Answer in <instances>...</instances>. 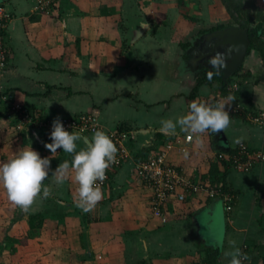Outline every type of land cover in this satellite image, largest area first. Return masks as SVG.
Segmentation results:
<instances>
[{
    "label": "crops",
    "instance_id": "obj_1",
    "mask_svg": "<svg viewBox=\"0 0 264 264\" xmlns=\"http://www.w3.org/2000/svg\"><path fill=\"white\" fill-rule=\"evenodd\" d=\"M119 1L121 4L117 7ZM127 1L130 0H59L54 13L45 16L32 11L34 0H0L4 6L8 5L7 10L12 14L5 29L8 64L0 72V162L27 147H32L42 157L51 158L49 177L43 181V186L49 187L51 194L46 199L38 197L31 210L37 207L47 209L50 205L64 202L72 206L78 184L74 181V172L65 183H55L52 172L59 163L71 161L72 154L62 149L51 154L44 147L45 142H51L48 133L42 130L44 128L12 131L13 122L16 124L11 110L14 102L39 112L48 123L56 117L63 119L90 111L97 116L100 130L115 131L124 126L127 131L133 132L148 130L151 133L149 137L160 140L170 136L159 131L162 120H175L187 114L191 102L204 103L213 100L216 95L215 83L201 84L192 93L201 71H198L200 68H189L186 64L190 61L188 51H181L178 42L177 49L174 42L169 45V41L165 40L171 26L161 29L164 26L161 25L155 33L156 37L153 32L147 37L145 34L138 37L134 42L129 41L131 30L144 22L134 20L138 16L131 13L140 14L135 7L129 11V16L133 17L127 18L123 9ZM256 3L264 10V0H256ZM213 40L216 44L210 42L207 47L212 44L217 46L220 41L217 35ZM230 42L236 43L234 36ZM221 47L213 50L221 51ZM200 48H203V43ZM198 54L194 61L208 64L205 60L207 52ZM205 65L201 66L205 68ZM211 67L209 64L210 70ZM240 67L241 74L247 72L249 75L239 77L244 79L241 83L232 81L237 86L236 89L230 87V90L237 92L235 103L239 104L242 117H231L230 126L224 132L198 134L199 139L194 136L187 156L172 154V160L194 177L208 170L207 161L214 152L233 147L238 139L264 152V128L244 119L246 110L264 109V59L258 51L252 50L246 52ZM13 132L18 134L15 136ZM177 133L185 132L178 127ZM10 135H13V140L9 141ZM88 137L91 139L92 135ZM149 137H132L129 141L131 155L145 154L148 142H152ZM76 143L77 151L84 147L80 141ZM133 156L113 172L108 185L102 189L103 194L111 187L132 190L130 183L136 180L132 175ZM226 182L236 192L229 210L225 208L222 195L208 198L200 193L189 202L178 204L175 215L168 212L170 218L163 227L157 228V220L150 215L152 222L141 224V240L147 256L136 252L134 259L137 264H179L180 260L168 253L151 256L154 254L152 244L159 247L160 253V241L155 237L165 241L164 235L167 234L173 247L182 245L178 255L185 256L188 244L183 237L185 233L188 239L190 233H194L199 242L219 248L214 264H229L230 257L225 253L236 248L247 257L243 264H264V160L245 173L229 171ZM148 197L141 199L140 204L148 205ZM210 212L215 215L214 221L219 218L222 222L220 242H217L214 231L208 228V220L204 218ZM186 223L191 228L188 231L185 230ZM145 231H149L152 238H147ZM91 251L86 249V252ZM123 255L120 252V256Z\"/></svg>",
    "mask_w": 264,
    "mask_h": 264
},
{
    "label": "rangeland",
    "instance_id": "obj_2",
    "mask_svg": "<svg viewBox=\"0 0 264 264\" xmlns=\"http://www.w3.org/2000/svg\"><path fill=\"white\" fill-rule=\"evenodd\" d=\"M58 2L51 7L49 14L42 15L49 16L53 14ZM254 2L257 4L256 0ZM33 4L32 11L35 9L36 0H34ZM120 4L121 1L116 6L119 7ZM7 6L5 5L6 9H8ZM133 7L140 12V14L131 13L133 16H138L134 20H143L148 26L139 37L144 34L147 37L153 32L155 35L161 25H164L161 29L165 28V26H171L172 29L166 33L168 37L165 40L169 41V45L174 42L175 48H177L176 43L178 42L181 51H188L190 61H186V64L189 68H200L198 71L205 75L206 72L211 71L209 63L205 65L201 61L200 63L194 61L196 54L203 51L207 52L208 56L206 55L205 60H208L209 56L215 54L213 49L218 46L215 45L214 36H219L221 32L227 29H239V24L230 19L221 0H130L123 6L127 18L133 17L129 16V11ZM259 8L264 14L262 7L259 6ZM238 18L243 19L240 16ZM259 18L260 16L257 15L253 21L254 24ZM166 22L168 23L167 25ZM218 24H223L224 26L214 29ZM187 27L189 28L187 29ZM210 42L215 44L207 47ZM255 42L258 44L256 40ZM202 43L203 48H200ZM242 64L243 61L240 65ZM201 65H205V68ZM243 80L239 79L240 83ZM234 85L231 82L230 87L233 88ZM213 88L217 90L216 83ZM31 111L37 114L41 120L46 121L39 112ZM248 111L246 110L245 112ZM9 113L11 114V112ZM81 113L83 112H79L76 115ZM12 126V131L14 130L15 132H23L25 130L16 129L14 122ZM28 129L30 131L35 130V128ZM42 130L45 131V128ZM35 134H37V131H35ZM11 139L13 140V135H10L7 140L10 141ZM148 143H151V141ZM143 155L131 156L136 160ZM231 170L239 172L230 167L229 171ZM132 175L134 176V174ZM134 177L139 181L136 183V180H134V182L130 183L132 188L130 192L126 188L114 189L111 187L110 192L106 190V194H103V199L98 202L90 213H85L76 207L74 200L72 206L69 205V202H64V204L56 206L50 205L47 209L42 207L38 209L37 207L34 210L29 208L24 211L20 207L13 205L7 199L6 191L0 187V264H119L120 262L121 264H137L138 261L134 259L135 253L137 252L139 255L144 253L146 255L147 253L143 247V240H141V232L143 231L141 224L146 225L152 221L151 219L149 220V204H140L141 199L148 197V194L149 197L146 202H150L151 194L149 188L146 187V184L140 178ZM120 183L123 185L122 181ZM71 195L75 196L73 192H71ZM5 213L9 215L7 216ZM214 216L210 212L208 215H204V218L206 221L208 220V228L214 231L217 242H220L222 241V238H220V236L222 237V222L219 221V218L214 221ZM204 229L206 231V228ZM145 232L147 238H152L149 231ZM208 233L209 235L211 234L210 232ZM187 236L186 233L183 236L186 238H184L185 241L188 242L187 246H185V253L192 256V252L195 251L196 247L193 241H190V235L189 239ZM168 237L169 235H164L165 241L155 237L161 242H159V245H161L160 253L158 252L159 247L155 246L154 243L152 244L154 254L152 253L151 256L155 257L156 254L161 256L164 253H168L173 258L177 257V260L181 258L178 252H180L182 245L179 246V244L173 247ZM149 246L151 247V244ZM86 249L92 251L89 253L86 252ZM120 252L124 255L120 256Z\"/></svg>",
    "mask_w": 264,
    "mask_h": 264
},
{
    "label": "clouds",
    "instance_id": "obj_3",
    "mask_svg": "<svg viewBox=\"0 0 264 264\" xmlns=\"http://www.w3.org/2000/svg\"><path fill=\"white\" fill-rule=\"evenodd\" d=\"M234 51L235 45L223 52L218 50L208 58L212 70L206 72L207 79L211 80L213 75L219 74L227 67V56ZM233 100L234 98L229 96L215 104L193 101L188 106L187 114L175 120H162L159 131L166 136L175 135L179 127L180 131L190 133L197 139L198 134L205 132H224L231 123L225 106ZM49 138L51 142H45L44 147L51 154L57 153V149L72 154L71 161L59 163L52 172L55 183H65L74 172V181L78 184L74 203L81 211L90 213L103 199L100 183L106 179V169L118 162L116 144L108 133L96 130L90 140H84L85 147L77 151L76 142L83 139L82 134L67 130L59 117L52 121ZM236 142L240 143V140ZM184 154L187 156V151ZM50 168V157H42L32 147L24 148L10 159L0 162V187L6 191L7 199L13 205L27 211L38 197L46 199L50 196V188L43 186V181L49 177ZM225 255L230 257L229 264H243V260L247 259L239 248Z\"/></svg>",
    "mask_w": 264,
    "mask_h": 264
},
{
    "label": "built area",
    "instance_id": "obj_4",
    "mask_svg": "<svg viewBox=\"0 0 264 264\" xmlns=\"http://www.w3.org/2000/svg\"><path fill=\"white\" fill-rule=\"evenodd\" d=\"M58 1L36 0L34 12L47 15L50 13L51 7ZM10 19V12L0 3V71L5 70L9 59L5 29ZM235 85L233 89H236ZM224 100L225 98H217L206 103L215 104ZM225 107L229 114H240V106L237 103L231 102ZM11 110L16 119V129L18 130L45 128L48 135L52 130V123L41 120L37 114H34L23 104L14 102L11 105ZM244 117L248 122L264 127V109L249 110L244 112ZM61 121L67 130L79 132L89 140V135L100 130L97 116L92 112H83L76 116L63 118ZM106 133L112 137L117 146L118 162L106 169V179L100 183L101 190L109 183L113 172L132 157L129 141L135 136L133 131H108ZM193 139L194 136L190 133H176L160 140L152 139L146 153L134 161L132 174L146 184L151 194L149 211L152 218L165 221L170 206L176 202L192 198L194 194L200 191L208 195H222L225 201L230 199V194L222 193L219 187H213L208 179L201 181L199 176L194 177V174L187 173L181 165L172 160L173 153L178 155L184 154L185 151L188 153ZM234 147L235 150L232 154L229 152H214V154L218 159L230 160V167L239 172L252 170L255 166L260 165L264 159V152L261 149L252 148L244 141H240ZM226 209H230V205H226Z\"/></svg>",
    "mask_w": 264,
    "mask_h": 264
},
{
    "label": "trees",
    "instance_id": "obj_5",
    "mask_svg": "<svg viewBox=\"0 0 264 264\" xmlns=\"http://www.w3.org/2000/svg\"><path fill=\"white\" fill-rule=\"evenodd\" d=\"M226 11L229 14L230 19L233 22H237L239 24V28H244L247 31L248 37H249V46L247 48V53L251 52L252 50L258 51L259 54L262 55L264 59V14L263 11H261V8L257 4H255L254 0H221ZM255 11V12H254ZM257 15L260 16L259 19H257V22L254 24V19L257 17ZM242 17L243 19H239L238 17ZM254 24V25H252ZM224 26L223 24H218L215 28H222ZM255 40L258 42L256 44ZM241 67L238 68L237 70L233 71L228 77L224 78L222 72H219V74L213 75L212 79L209 80L207 79L205 74H200L196 78V83L195 86L193 87L192 93L194 94L198 87L201 84H208L211 85L213 83H216L217 85V90H216V95L213 97L214 99L211 101L216 100L217 98H228L229 96L233 97L234 100L232 102H236L237 98L235 97L237 95V92H231L230 90V84L232 81H239V77L243 78L246 75H249L247 72H243V74L240 73ZM209 102L208 101H205ZM84 112H90V111H84ZM230 118L237 116L239 117L241 114L235 113V114H229ZM242 117V116H240ZM127 128L124 126L118 127L117 130L115 131H127ZM205 133H210V132H205ZM159 137V136H158ZM237 144V143H236ZM235 146V145H234ZM229 147L225 150H218L217 152H229V153H234V148L235 147ZM208 170L205 172H202L199 175V178L201 181L208 179L210 181V184L213 187H219L222 193H228L231 195L230 199L228 201H224L225 208L226 205H230L234 201V195H236V192L232 190V188L229 186V184L226 182V175L229 172V168L231 165L230 160L226 159H218L216 154H213L209 159H208ZM199 180V179H197ZM200 193H203L206 197L212 198L215 195H208L204 192H199L195 195H198ZM192 197V198H193ZM223 197V196H222ZM191 198H187L184 201L181 202H176L172 207L168 209L169 212L175 213L176 207L179 209L180 203H186L189 202ZM229 210V209H228ZM183 214V213H182ZM179 215V214H177ZM169 215L167 214L166 220L162 221L160 219L157 220V228L165 226L168 221H169ZM188 225V226H187ZM191 229L189 224L186 223L185 225V230L188 231L187 229ZM190 241H193L194 246L196 247L195 251L192 252L193 255L189 256L188 253H185L187 259L185 256H181L179 258L180 263L179 264H214V262L217 260L220 250L218 247H213V246H208L207 244H203L198 241L194 233H190ZM189 241V242H190ZM190 251V250H189ZM141 261H145V259H142ZM195 261V262H193ZM197 261V262H196Z\"/></svg>",
    "mask_w": 264,
    "mask_h": 264
},
{
    "label": "water",
    "instance_id": "obj_6",
    "mask_svg": "<svg viewBox=\"0 0 264 264\" xmlns=\"http://www.w3.org/2000/svg\"><path fill=\"white\" fill-rule=\"evenodd\" d=\"M143 25H146L145 23H139L135 29L131 30L130 35L131 39L129 40L130 42H134L144 31L145 27ZM234 36V40L236 43H231L230 39L231 37ZM218 39V47H221V51L225 49H229V43L236 46V51L231 52L227 56V67L222 69V74L223 77L226 78L228 77L233 71H235L240 64L243 61V58L247 52V48L249 46V37L247 34V31L244 28H239V29H227L226 31L221 32L219 34ZM239 52V54H238ZM235 57V58H234ZM234 58V59H233ZM234 61V62H233ZM135 136H148L151 135L150 131L148 130H137L134 131ZM83 139L80 141L81 144L85 147L84 140H89L86 136H83ZM151 137V136H150ZM149 137V138H150ZM153 137H151L152 139ZM148 143H146L147 145ZM149 145V144H148ZM144 250H145V245L143 244Z\"/></svg>",
    "mask_w": 264,
    "mask_h": 264
},
{
    "label": "bare ground",
    "instance_id": "obj_7",
    "mask_svg": "<svg viewBox=\"0 0 264 264\" xmlns=\"http://www.w3.org/2000/svg\"><path fill=\"white\" fill-rule=\"evenodd\" d=\"M238 54H239V52H238ZM234 62V61H233Z\"/></svg>",
    "mask_w": 264,
    "mask_h": 264
}]
</instances>
